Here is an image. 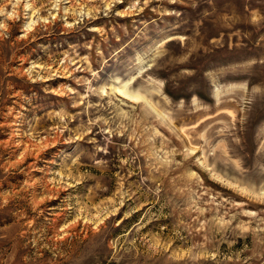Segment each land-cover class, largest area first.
Masks as SVG:
<instances>
[{
  "label": "rangeland",
  "instance_id": "obj_1",
  "mask_svg": "<svg viewBox=\"0 0 264 264\" xmlns=\"http://www.w3.org/2000/svg\"><path fill=\"white\" fill-rule=\"evenodd\" d=\"M0 264H264V0H0Z\"/></svg>",
  "mask_w": 264,
  "mask_h": 264
},
{
  "label": "bare ground",
  "instance_id": "obj_2",
  "mask_svg": "<svg viewBox=\"0 0 264 264\" xmlns=\"http://www.w3.org/2000/svg\"><path fill=\"white\" fill-rule=\"evenodd\" d=\"M124 87V86H123ZM127 92V91H126ZM124 92L123 89H118V93H120L121 95H123L125 98L131 100V101H138V100H142L144 99L142 96L138 95V94H131V93H126Z\"/></svg>",
  "mask_w": 264,
  "mask_h": 264
}]
</instances>
